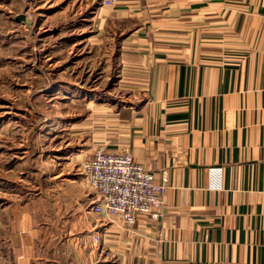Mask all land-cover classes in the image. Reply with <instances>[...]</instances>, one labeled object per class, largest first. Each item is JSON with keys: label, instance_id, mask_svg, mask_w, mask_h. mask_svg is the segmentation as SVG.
<instances>
[{"label": "crops", "instance_id": "1", "mask_svg": "<svg viewBox=\"0 0 264 264\" xmlns=\"http://www.w3.org/2000/svg\"><path fill=\"white\" fill-rule=\"evenodd\" d=\"M103 1L96 17L141 99L104 133L93 124L86 152L128 151L169 179L159 220L96 219L92 236L115 264H264V0ZM15 207L0 206V264H35L37 226Z\"/></svg>", "mask_w": 264, "mask_h": 264}, {"label": "rangeland", "instance_id": "2", "mask_svg": "<svg viewBox=\"0 0 264 264\" xmlns=\"http://www.w3.org/2000/svg\"><path fill=\"white\" fill-rule=\"evenodd\" d=\"M100 3L0 0V206L35 222V264L118 262L89 230L105 217L88 213L81 166L93 124L104 133L110 116L127 121L141 97L122 82Z\"/></svg>", "mask_w": 264, "mask_h": 264}, {"label": "built area", "instance_id": "3", "mask_svg": "<svg viewBox=\"0 0 264 264\" xmlns=\"http://www.w3.org/2000/svg\"><path fill=\"white\" fill-rule=\"evenodd\" d=\"M113 4V0L103 1L106 7ZM81 173L92 191L96 215L120 219L126 229H132L141 217L161 218L168 190L166 169L148 171L130 152H111L99 146L84 160Z\"/></svg>", "mask_w": 264, "mask_h": 264}]
</instances>
